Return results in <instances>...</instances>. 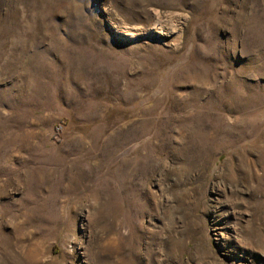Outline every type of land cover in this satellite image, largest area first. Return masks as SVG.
<instances>
[{"label":"rangeland","instance_id":"374dc122","mask_svg":"<svg viewBox=\"0 0 264 264\" xmlns=\"http://www.w3.org/2000/svg\"><path fill=\"white\" fill-rule=\"evenodd\" d=\"M31 263L264 264V0H0V264Z\"/></svg>","mask_w":264,"mask_h":264},{"label":"built area","instance_id":"2783aa9c","mask_svg":"<svg viewBox=\"0 0 264 264\" xmlns=\"http://www.w3.org/2000/svg\"><path fill=\"white\" fill-rule=\"evenodd\" d=\"M61 129H62V125H57V126L55 127V133H56L55 136H57L58 133H60Z\"/></svg>","mask_w":264,"mask_h":264},{"label":"bare ground","instance_id":"6f19581e","mask_svg":"<svg viewBox=\"0 0 264 264\" xmlns=\"http://www.w3.org/2000/svg\"><path fill=\"white\" fill-rule=\"evenodd\" d=\"M30 261V260H29ZM32 264V263H31Z\"/></svg>","mask_w":264,"mask_h":264}]
</instances>
